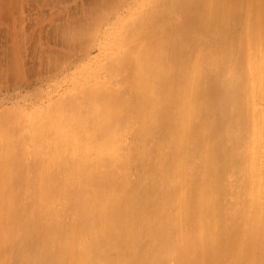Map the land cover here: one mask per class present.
<instances>
[{
	"label": "bare ground",
	"instance_id": "6f19581e",
	"mask_svg": "<svg viewBox=\"0 0 264 264\" xmlns=\"http://www.w3.org/2000/svg\"><path fill=\"white\" fill-rule=\"evenodd\" d=\"M104 50L0 120V264H264V0H153Z\"/></svg>",
	"mask_w": 264,
	"mask_h": 264
},
{
	"label": "rangeland",
	"instance_id": "374dc122",
	"mask_svg": "<svg viewBox=\"0 0 264 264\" xmlns=\"http://www.w3.org/2000/svg\"><path fill=\"white\" fill-rule=\"evenodd\" d=\"M152 1L118 0L93 23L94 0H0V120L22 114L27 125L75 90L104 61L108 37Z\"/></svg>",
	"mask_w": 264,
	"mask_h": 264
}]
</instances>
